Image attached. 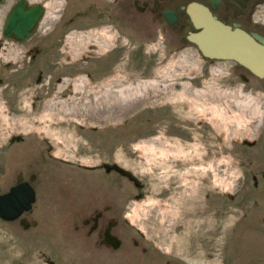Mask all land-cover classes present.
<instances>
[{"label": "flooded vegetation", "instance_id": "obj_1", "mask_svg": "<svg viewBox=\"0 0 264 264\" xmlns=\"http://www.w3.org/2000/svg\"><path fill=\"white\" fill-rule=\"evenodd\" d=\"M18 1L13 0L11 6ZM25 2L40 7L42 13L25 41L5 39L17 45L14 48L19 53L16 60L0 63V84L5 82L2 91L5 102L10 103L9 112L27 118L34 126L23 131L19 124L14 125L2 137L0 148L24 146L13 149L14 178L5 190L0 183V194L25 182L33 189L35 200L46 188L45 195L63 199L65 205L52 212L61 219L53 229L61 242L52 255L61 257L68 251L73 256L76 250L80 261L185 264L182 243H171L160 227L169 223L163 214L171 208L176 210L173 228L183 229L180 234L189 229L188 255L213 257L205 242V234L213 229V237L221 242V264H264V118L254 128H228L224 118L211 120L209 116L195 123L193 115H187L185 103L171 99L162 83L164 59L189 45L186 36L195 30L186 13L188 4H202L223 23L264 37V0ZM161 38L164 45L154 47V55L148 53L146 47L156 46ZM239 76L243 79L244 75ZM253 77L264 90V77ZM170 80V84H178ZM188 82L193 86L192 80ZM133 84L141 93L138 125L122 126L118 136L98 135L96 127L72 119L80 113L75 111L78 101H98L100 95L127 91L125 86L132 88ZM211 97L213 94L204 98ZM154 98L158 100L154 102ZM24 99H29L30 108L20 110ZM175 105L182 106V115L172 109ZM57 116L63 120L55 121ZM132 133H138L140 139L138 155L144 165L140 174L130 167L135 160ZM120 139L122 142H116ZM173 146L180 147L179 156H149L163 147L174 150ZM184 151L188 153L184 155ZM154 161L171 162L173 173L158 175L153 167L163 163ZM228 163L235 165V175L230 173L233 191L226 188ZM212 164L218 165L217 177L206 167ZM150 197L156 199L154 205H149ZM140 202L143 212L160 214L157 231L147 230L145 221H135V206ZM228 202L233 204L230 209ZM34 203L15 219L19 225L21 219L26 220L28 227L21 225L24 229L39 224L28 219ZM228 211L235 217L229 223L231 241L226 244Z\"/></svg>", "mask_w": 264, "mask_h": 264}, {"label": "rangeland", "instance_id": "obj_2", "mask_svg": "<svg viewBox=\"0 0 264 264\" xmlns=\"http://www.w3.org/2000/svg\"><path fill=\"white\" fill-rule=\"evenodd\" d=\"M12 1L13 0H4V2L0 4V42L3 46V48H0V63L14 61L18 55V51L14 48L18 46L12 44V42H7L2 35L3 21L12 5ZM155 45L156 46L147 45L148 47H146V50L149 51L148 53H151L154 47L163 46L164 38L159 39ZM151 54L154 55V53ZM159 58H162V56L160 55ZM162 68L164 73L162 74V83L166 85L163 87V90L171 99H176L180 105L185 103L184 109L189 110L188 116L193 115L194 118H192L195 120V123L199 118H208L209 116L211 120H222L224 118L228 128L235 125L254 128L258 125L260 120L264 118V90L250 73L245 69H240L233 61L216 60L208 63L201 56L197 48L193 44H189L179 53H172L170 57L164 59ZM240 73L244 75L246 81L240 78ZM191 77H193V79H190ZM172 78L175 79L178 84H170V79ZM191 80L194 82L193 86L195 87L188 82ZM200 83H203V86H201ZM4 85L5 82L0 84V144H2V137L7 136V134L13 131L14 125L19 124L18 126L23 131H28L30 126H34L27 118H17L9 112L11 106L10 103L5 102L6 97L4 91H2ZM113 86L117 89L118 87L121 88L120 85ZM199 89L201 91H199ZM196 93L201 95L198 96ZM139 94H141L140 88L138 89L137 86L133 84L132 88L129 87V91L127 90V92L115 90L111 95H100L101 97L98 101H78L79 104L78 107L75 108V111H79L80 113L72 117V119L75 118L78 124L81 123L86 126L96 127L98 135L102 133L113 135L112 133H114L115 136H118L120 134L118 132L122 131V126H124V128H129L130 126L133 127L138 125L139 116L141 114L139 113L141 108ZM207 94H213L214 97L207 100V98H204ZM154 100H158V98H154L153 101ZM29 104V99H24L20 110L29 109ZM61 107L62 109L66 108V106L63 105H61ZM172 109L176 111L177 115H182V106L175 105ZM64 119H67V117H64ZM62 120V116H57L55 118V121L58 122ZM47 122L48 121H46V123ZM64 124L66 123H58V125L61 126H64ZM127 125L130 126L128 127ZM107 126L113 128L119 126V128H121H114L111 130L106 129ZM216 128L218 132L219 127L217 125ZM129 138L132 147H134L132 148V155L135 156V160L131 163L130 167L137 174H140L142 173L140 171L144 165L140 162L138 155L140 148L139 135L138 133H132ZM116 142H122V139ZM178 145L179 143L177 146ZM23 146L22 144H14L10 148H0V158L3 159V162L0 163V183L3 190L7 189L14 178V167L11 162L12 151L16 147L22 148ZM177 146H173L174 150L163 147V150H158L157 155L149 156L154 159L179 156L180 151L178 152L177 150L180 149V147ZM148 149L153 152L155 151L152 147H148L147 150ZM195 149L197 150V145ZM184 152V155L188 153L186 151ZM154 162L156 165L159 162L163 163V166L159 164L153 167L157 168L158 175L162 173L170 175L173 173V166L170 165L171 162ZM147 166L149 167V165ZM206 167L211 168L212 173H214L216 177L218 176L217 164ZM157 172L155 173L157 174ZM197 172L199 171L195 170V173ZM230 173L235 175V165L228 163L229 176L226 182V188L228 191H233L234 177L230 176ZM42 180L44 179L42 178ZM53 181L52 179L46 183L47 185H51ZM45 191H47V188L43 191L41 189L37 194V198L33 205V213L28 214L29 220L38 221L39 224L35 228L30 227L24 229L19 225L18 221L6 222L0 219V264H49L48 260L52 261L53 264H107L106 260L80 261L76 258L77 251L75 249H73V251L75 250V252H73L74 257L68 251L67 253L69 254L67 256V253L61 257L54 254L52 255L51 252H55L58 248V244L61 242L59 233L53 231V229L58 227L55 222H59L61 219L57 217L58 214L55 215L52 212H57L59 207L65 204L61 197L45 195V193H43ZM155 200V198H148L149 205H154ZM227 204L229 209L233 207L232 203L228 202ZM133 216L135 221H145L147 230L155 232L160 226V214L156 212H143L141 202L136 204ZM175 216L176 210L170 208L167 214H163V217L166 218L165 223H169L167 225L163 224L160 227L166 235L168 234L167 238L173 240V242L170 240L171 243H179L178 241L182 243V248L180 250L183 253V257L186 259L185 264H221L219 254L221 242L219 239L215 240V237H213L215 231L210 229L208 232L206 231L207 233L205 234V242L209 246L210 253L213 257L209 259L198 256L192 257V255L190 256V254H187L190 253L188 246L190 237L189 229H185L184 234H180L183 229H174L173 225L176 223ZM234 217L235 214L229 213L228 211L225 225L228 233L226 244H229L231 241L229 233L231 226L229 223L234 220ZM213 221L214 219L212 218V222ZM209 238H211V241H209ZM199 250L203 254L207 253L204 248H200Z\"/></svg>", "mask_w": 264, "mask_h": 264}, {"label": "water", "instance_id": "obj_3", "mask_svg": "<svg viewBox=\"0 0 264 264\" xmlns=\"http://www.w3.org/2000/svg\"><path fill=\"white\" fill-rule=\"evenodd\" d=\"M4 0H0V4ZM42 9L29 7L25 0H19L10 7L2 25V35L12 42H23L34 31ZM186 13L194 31L186 39L193 44L204 58L211 60H230L241 66L251 75L264 77V37L249 34L238 27H231L216 18L210 10L199 3L187 5ZM243 79L246 78L243 76ZM35 201L33 189L28 183L12 186L0 194V219L13 221L28 211ZM26 228L28 223L21 219Z\"/></svg>", "mask_w": 264, "mask_h": 264}, {"label": "bare ground", "instance_id": "obj_4", "mask_svg": "<svg viewBox=\"0 0 264 264\" xmlns=\"http://www.w3.org/2000/svg\"><path fill=\"white\" fill-rule=\"evenodd\" d=\"M147 83H148V82H147ZM151 83H152V82H151ZM145 85H146V84H145ZM146 86H147V85H146ZM150 86H151V84H150ZM153 86H154V85H153ZM125 87L128 88V87H130V86H125ZM125 87H124V88H125ZM122 88H123V87H122ZM127 88H126V89H127ZM148 88H149V87H148ZM128 89H129V88H128ZM128 89H127V90H128ZM141 89H142V88H141ZM119 92H120V91H119ZM126 92H127V91H126ZM137 92H138V91H137ZM141 92H142V91H141ZM133 93H134V92H133ZM135 94H136V93H135ZM119 95H120V94H119ZM136 95H137V94H136ZM137 96H138V95H137ZM136 98H137V97H136ZM122 100H123V99H122ZM122 100H120V101H122ZM127 102H128V101H127ZM133 103H134V101H133ZM1 111H2V110H1ZM163 156H164V155H163ZM25 213H26V212H25ZM15 221H16V220H15ZM6 222H7V221H6ZM9 223H10V222H9Z\"/></svg>", "mask_w": 264, "mask_h": 264}]
</instances>
